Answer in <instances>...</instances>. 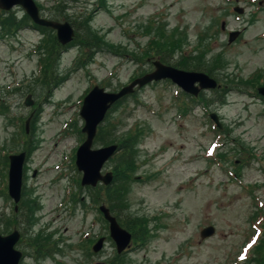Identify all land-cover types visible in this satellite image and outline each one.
<instances>
[{
	"label": "rangeland",
	"instance_id": "1",
	"mask_svg": "<svg viewBox=\"0 0 264 264\" xmlns=\"http://www.w3.org/2000/svg\"><path fill=\"white\" fill-rule=\"evenodd\" d=\"M34 2L42 17L70 22L75 37L57 48L55 32L19 6L0 10V223L8 225L0 233L13 223L21 232L18 249L33 257L20 264H264V100L251 95L264 85V0ZM11 17L17 27L7 30ZM163 58L221 88L191 98L165 80L116 102L92 149L125 143L126 152L112 154L102 168L110 183L91 194L75 166L83 98L93 86L117 92ZM26 149L15 216L8 155ZM117 189L124 209L113 215L132 236L120 255L98 210ZM210 225L215 233L201 239Z\"/></svg>",
	"mask_w": 264,
	"mask_h": 264
},
{
	"label": "water",
	"instance_id": "2",
	"mask_svg": "<svg viewBox=\"0 0 264 264\" xmlns=\"http://www.w3.org/2000/svg\"><path fill=\"white\" fill-rule=\"evenodd\" d=\"M14 6H21L26 14L30 17L34 24L42 27H48L56 32L57 41L65 45L74 37V30L68 22H56L41 18L38 8L33 0H0V9L10 10ZM239 13L241 9H236ZM238 32L229 35V42H232ZM155 70L146 74L141 78L135 79L128 86L123 87L118 92H107L102 88L94 87L83 99L80 109V117L84 120L82 133L86 135L84 142L78 147L75 156V165L79 172L82 173L81 185L94 187L97 182L108 184L111 181V173L101 174V170L106 161L117 150V145H109L98 149H92V143L96 135L98 125L103 121L107 111L118 99L133 92L135 86L142 87L152 81L170 79L178 85L184 92L196 96L201 89H213L216 82L209 78L206 74L194 71H183L163 65L158 61L153 63ZM258 93L264 96V87L258 89ZM26 105H31L30 98L25 101ZM212 119L215 117L212 115ZM28 122L25 123L26 132L28 131ZM8 169V196L17 204L21 197L22 186V168L25 160V153L10 155ZM99 211L104 219L109 223L110 237L115 242L117 251L120 253L124 250L130 240L131 235L120 227L115 217H113L109 209L100 206ZM212 227H207L202 231V238L213 233ZM19 239V233L13 231L8 235L0 234V264H19L22 256L21 252L15 250L14 246ZM102 239H100L93 247V251L97 252L101 249Z\"/></svg>",
	"mask_w": 264,
	"mask_h": 264
},
{
	"label": "trees",
	"instance_id": "3",
	"mask_svg": "<svg viewBox=\"0 0 264 264\" xmlns=\"http://www.w3.org/2000/svg\"><path fill=\"white\" fill-rule=\"evenodd\" d=\"M0 23H1V21H0ZM3 23V25H2V27H5L6 26V29L7 30H10V29H12V28H14V27H17L15 24H16V21H15V19L13 18V17H11V18H7V19H5L4 20V22H2ZM22 24V23H21ZM5 29V30H6ZM54 44L56 45V47L58 48L59 46H60V48H62V46L61 45H59V43H57V41L56 40H54ZM53 47V46H52ZM56 48V49H57ZM63 49V48H62ZM52 52H55L56 54H60V52L58 51H55V50H51ZM47 52H49V49H47V48H45V54L47 55ZM53 55V53L51 54V56ZM160 61L162 62V63H164V64H167V65H171V66H174V67H176V65H177V68H181V69H184V70H193V69H190V68H187V66L186 65H183V64H176L175 62H172L170 59H168V58H163V60L162 59H160ZM41 65H42V69L44 68L43 67V64H42V62H41ZM195 70V69H194ZM193 70V71H194ZM196 71H199V70H196ZM45 75H50L49 74V71H46V73H45ZM49 82H48V84H49V86H50V84H51V80L53 79V77L50 75L49 76ZM55 84H57V83H54L53 85H55ZM51 91V88H49V90H48V92H50ZM180 94H181V92H180ZM182 94H184V93H182ZM191 98H193L192 96H190ZM182 103H184L185 104V102L183 101ZM99 132V130L97 131V133ZM28 144V143H27ZM125 146V143H122L121 144V146L120 147H118V149H120V154H123V153H125L126 151H124V149H122L123 147ZM26 150H28V149H26ZM31 151V150H30ZM28 152H29V150H28ZM127 161H128V159H127ZM130 164H131V162H129ZM125 169V166L123 165V160L121 161V163H120V165L117 167V170H124ZM87 188V190L89 191V192H91V194H93L95 191H96V189H94V188H91V187H86ZM113 193H115V195H113ZM124 196H125V194L122 192V191H120L119 189H117L116 191H113V192H111L108 196H107V199H105V203L106 202H108L109 203V205H106L109 209H110V211H111V213L112 214H114L117 210H120V208H119V206L121 207V205L123 204V199H124ZM110 197V198H109ZM106 198V197H105ZM77 202H80V200H78ZM122 208V207H121ZM21 209V208H20ZM122 209H124V208H122ZM121 209V210H122ZM15 216H16V214H14ZM22 222H24V223H26L27 224V219L26 220H24V221H22ZM14 228H15V225H14V223L13 224H11ZM0 227H1V229L2 228H5V229H7L8 228V225L6 224V222H4L3 223V226H2V224L0 223ZM10 230V229H9ZM37 251L39 252L40 251V248L39 247H37ZM116 264H120V263H118V261H117V263Z\"/></svg>",
	"mask_w": 264,
	"mask_h": 264
},
{
	"label": "flooded vegetation",
	"instance_id": "4",
	"mask_svg": "<svg viewBox=\"0 0 264 264\" xmlns=\"http://www.w3.org/2000/svg\"><path fill=\"white\" fill-rule=\"evenodd\" d=\"M13 212H15V210H14V208H13ZM24 244V241H23V239H22V236L20 235V240H19V242H18V244L16 245V248L18 249V247L20 248V247H22V246H24L23 245ZM21 251V250H20ZM22 252V251H21ZM53 251H49L48 253L49 254H51ZM37 256H39V255H37L36 254V256H34V258H36ZM29 257H33V256H31V255H26V254H24L23 252H22V259L24 260L25 258H29Z\"/></svg>",
	"mask_w": 264,
	"mask_h": 264
}]
</instances>
